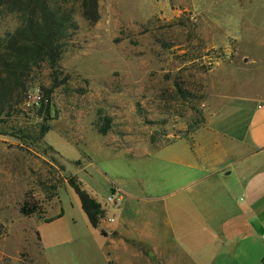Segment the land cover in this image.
Returning <instances> with one entry per match:
<instances>
[{"label":"rangeland","instance_id":"374dc122","mask_svg":"<svg viewBox=\"0 0 264 264\" xmlns=\"http://www.w3.org/2000/svg\"><path fill=\"white\" fill-rule=\"evenodd\" d=\"M57 1L77 28L57 73L35 71L0 118V264H46L36 231L53 253L65 243L38 222L61 212L82 230L69 177L100 202L116 183L146 188L147 173L162 169L154 149L264 98V0H97L94 24L83 0ZM13 27L7 18L0 34ZM27 196L38 215L19 214Z\"/></svg>","mask_w":264,"mask_h":264},{"label":"crops","instance_id":"0c3cea01","mask_svg":"<svg viewBox=\"0 0 264 264\" xmlns=\"http://www.w3.org/2000/svg\"><path fill=\"white\" fill-rule=\"evenodd\" d=\"M154 151L162 169L147 173L146 188L116 183L102 202L90 192L104 213L97 228L83 212L78 232L63 212L38 222L65 243L53 253L36 231L46 264L263 263L264 98L223 108Z\"/></svg>","mask_w":264,"mask_h":264},{"label":"trees","instance_id":"16d2710c","mask_svg":"<svg viewBox=\"0 0 264 264\" xmlns=\"http://www.w3.org/2000/svg\"><path fill=\"white\" fill-rule=\"evenodd\" d=\"M80 13L87 23H96L97 0H83ZM7 18L12 19L14 27L0 34V118L21 104L35 71L45 66L57 73L60 55L77 29L71 10L57 0H0V25ZM40 103L43 107V101ZM99 132L105 134L106 130ZM67 185L91 227L97 228L104 216L100 204L84 190L76 176L69 177ZM39 213L37 203L25 197L19 214L31 217Z\"/></svg>","mask_w":264,"mask_h":264},{"label":"built area","instance_id":"2783aa9c","mask_svg":"<svg viewBox=\"0 0 264 264\" xmlns=\"http://www.w3.org/2000/svg\"><path fill=\"white\" fill-rule=\"evenodd\" d=\"M112 198H113V195H112L110 198H108V200H109V201H111V200H112ZM262 239H263V241H264V236H263V238H262Z\"/></svg>","mask_w":264,"mask_h":264},{"label":"water","instance_id":"95a60500","mask_svg":"<svg viewBox=\"0 0 264 264\" xmlns=\"http://www.w3.org/2000/svg\"><path fill=\"white\" fill-rule=\"evenodd\" d=\"M262 264H264V261H263V263Z\"/></svg>","mask_w":264,"mask_h":264}]
</instances>
